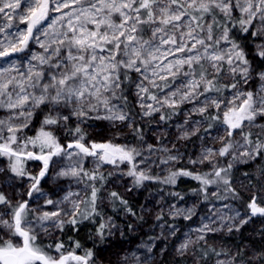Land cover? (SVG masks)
<instances>
[{
  "label": "clouds",
  "instance_id": "9594fccd",
  "mask_svg": "<svg viewBox=\"0 0 264 264\" xmlns=\"http://www.w3.org/2000/svg\"><path fill=\"white\" fill-rule=\"evenodd\" d=\"M0 264H264V0H0Z\"/></svg>",
  "mask_w": 264,
  "mask_h": 264
}]
</instances>
